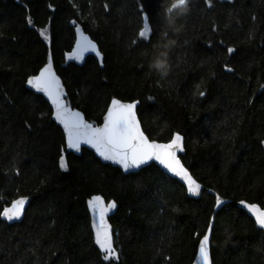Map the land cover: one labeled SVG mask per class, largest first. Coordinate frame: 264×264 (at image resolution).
<instances>
[{
    "label": "trees",
    "instance_id": "16d2710c",
    "mask_svg": "<svg viewBox=\"0 0 264 264\" xmlns=\"http://www.w3.org/2000/svg\"><path fill=\"white\" fill-rule=\"evenodd\" d=\"M171 3L0 0V264H192L217 197L231 203L214 216L213 264H264V227L239 206L264 210V0H189L169 13ZM77 25L102 64L68 61ZM50 60L68 105L94 125L113 99L139 101L151 140L181 134L184 165L215 194L191 199L154 164L125 176L87 149L69 153L49 103L26 87ZM93 195L117 204V258L95 245ZM20 197L31 201L10 223L3 212Z\"/></svg>",
    "mask_w": 264,
    "mask_h": 264
},
{
    "label": "snow or ice",
    "instance_id": "6c2138e0",
    "mask_svg": "<svg viewBox=\"0 0 264 264\" xmlns=\"http://www.w3.org/2000/svg\"><path fill=\"white\" fill-rule=\"evenodd\" d=\"M189 3V0H172L171 7L168 8V12L172 13L176 10L182 11ZM151 29L148 25H145L144 30H142L139 35L143 38H147ZM91 48L95 51V45L87 43L84 46V50ZM229 51H232L229 49ZM76 55L79 56V53ZM82 58V57H81ZM48 69H45V73ZM29 84L36 87L38 90L45 91L49 96H53V103L57 105V117L65 123V127L69 129V147L73 149H79L81 137H85L84 142L93 144L97 148L99 154L105 160H113L116 163L122 164L124 169L138 168L140 164L145 163L150 160L155 155L157 160L164 163L171 171L176 173V175L182 176L188 181V187L191 192L198 194L199 185L192 180L188 175L187 171L180 165L179 160L176 159L175 154L172 149H179L181 146L182 138L177 135L175 139L167 145H160L155 143H148L147 138L144 137L143 133L139 130L138 122L135 119L134 104H121L119 101H113L112 111L108 113L107 123L103 128H92L91 125H85L82 122V118L76 113L74 116L76 119L69 123L65 120L64 111H62V105L59 101L58 96H54V90L58 87V82L53 79H46L45 74L42 73L40 77L29 80ZM81 128L90 129V135L88 133L80 132ZM73 129L76 130L75 135L73 134ZM160 150L167 157V159H161V155L156 151ZM61 167L66 168V162L61 159ZM25 200H17L11 208L3 212V216L8 220L19 219L23 213ZM102 202L97 197L90 201V204L95 209ZM115 203L108 205V208H115ZM107 209H103L101 213V219H103V212ZM256 215V219L259 224L264 227V211L256 207H250ZM97 243L103 249L107 256L106 258L112 257L114 255V249L112 247V237L110 230L105 225L103 231L98 228L97 230ZM201 258L204 264H211L208 252V237L207 235L203 238V242L199 249Z\"/></svg>",
    "mask_w": 264,
    "mask_h": 264
},
{
    "label": "water",
    "instance_id": "95a60500",
    "mask_svg": "<svg viewBox=\"0 0 264 264\" xmlns=\"http://www.w3.org/2000/svg\"><path fill=\"white\" fill-rule=\"evenodd\" d=\"M16 2L21 3V0H16ZM76 39H75V43L74 46L72 48V50L67 54V59L68 61L75 63L78 66H83L86 59L89 56H93L95 57L98 62L100 64L103 63V56L99 50V46L98 44L83 30L81 25H77L76 29ZM90 44H94L95 45V51H93L90 47L87 48V50H84V46L89 43ZM77 53H79V56L76 55ZM82 57V58H81ZM45 69H48V72L45 73ZM44 73L45 74V78L46 79H53L56 82H58V87L55 88L54 90V96H58L59 101L62 105V111H64V116H65V120H67L69 123H72L76 117L74 116V114L78 113L79 117L82 118V122L85 125H91L92 128H103L104 125L107 123L108 120V113L110 111H112V105H113V101H119L121 104H134L135 108H134V113H135V119L138 122L139 125V130L140 132L143 133L144 137L147 138L148 143H155V144H160V145H167L170 144L177 135H179L182 138V142H181V146L179 149H172L171 151L174 152L175 157L177 160H179L180 165L183 166V168L187 171L188 175L192 178V180H194L200 187H199V192L198 194H194L193 192H191L189 190L188 187V181L185 180L182 176L176 175V173H174L173 171H171L168 167L165 166L164 163H161L160 160H157L155 158V155L153 156L152 159L147 160L145 163L140 164V166L138 168H129L127 170L124 169L122 164L116 163L113 160H105L97 151V148L95 146H93V144H89L84 142L85 137H81V141H80V147L79 149H73L71 147H69V137H68V132L69 129L67 127H65V123L59 119L57 117V105L55 103H53V96H49L47 92L45 91H41L38 90L36 87H34L33 85L29 84L28 81L35 79L37 77H40L41 74ZM26 87L31 90L32 92H34L37 95L42 96L50 105L51 110H52V119L53 121L62 129L63 134H64V138H65V145H66V149L69 153H73L76 156H81L83 149H87L88 151L92 152L95 157L103 164V165H111L114 168L119 169L125 176L131 175V174H137L139 173L142 169L154 164L156 165L163 173H165L167 176H169L172 179L177 180L179 183H181L187 192V195L189 198L194 199V200H199L202 196V193L206 190L208 193L211 194H215L212 190L209 189H205V187L199 183L191 174V172L188 170V168L184 165L181 157L185 154V138L181 135V134H174L172 139L168 142H159L156 140H151L144 132L142 125L139 121L138 115H137V108L139 106V101H133V102H127V101H122L119 99H113L104 116L102 119V123L100 125H94L93 123H91L90 121H88L84 115V113L82 111H80L79 109L76 108H72L71 106L68 105L67 102V90L66 87L61 79V77L58 75L54 64L52 62V60H50L48 62V64H46L36 75L31 76L27 79L26 82ZM76 130L73 129V134L75 135ZM80 132L82 133H88L90 135V129H86V128H81ZM160 155H161V159H167V157L163 154L162 151L160 150H156ZM99 198L101 200V204L98 205L95 209L92 207V205L90 204V201H92L95 198ZM19 199H23L26 201V203L24 204V208H23V213L20 216L19 219H13V220H8L6 217H4L5 220H7L10 223H20L25 215V211L27 209V207L29 206V203L31 201L30 198L28 197H20ZM15 200L7 209L11 208L12 205L17 201ZM114 201H111L109 203L106 202L105 198L101 195H93L90 199H88L87 201V209L90 215V220H91V228H92V232H93V236H94V241H95V245L96 247L99 249V251L101 252V254L106 255L107 253L101 249V247L99 246V244L97 243V230L98 228L101 230V232L104 229V226L106 225L108 227V229L110 230V234L112 237V247L114 249V255L112 257H109L107 259H112V258H117L118 257V251L115 247L114 244V236H113V226L110 223V218L116 213V209H117V204L115 203V208H108V205L113 203ZM231 201L230 200H220V198L217 197V204H216V208H215V212L211 218V222L210 225L205 233V235L201 238L199 245H198V249L196 252V256L192 262V264H204L203 259L201 258L199 249H200V245L203 242V238L207 235L208 237V252H209V259L211 261V264H213L212 261V256H211V236H212V229H213V225H214V216L215 214L221 209L223 208L225 205L230 204ZM240 207H243L249 214H251L255 219H256V215L250 211V207H256L258 209H260L261 211H264L263 209H261L260 207L257 206H252V205H248L246 203H239ZM6 209V210H7ZM103 209H107V211L103 212V219H101V213ZM257 220V219H256Z\"/></svg>",
    "mask_w": 264,
    "mask_h": 264
},
{
    "label": "clouds",
    "instance_id": "9594fccd",
    "mask_svg": "<svg viewBox=\"0 0 264 264\" xmlns=\"http://www.w3.org/2000/svg\"><path fill=\"white\" fill-rule=\"evenodd\" d=\"M187 6L182 10V12H186L188 10ZM171 22L174 23V21ZM152 66L162 71L165 74L167 73V62L164 60L157 59Z\"/></svg>",
    "mask_w": 264,
    "mask_h": 264
}]
</instances>
